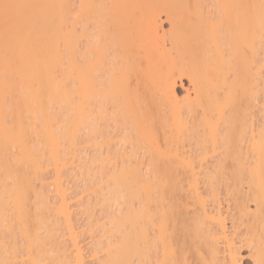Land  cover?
I'll return each mask as SVG.
<instances>
[{
    "label": "bare ground",
    "instance_id": "1",
    "mask_svg": "<svg viewBox=\"0 0 264 264\" xmlns=\"http://www.w3.org/2000/svg\"><path fill=\"white\" fill-rule=\"evenodd\" d=\"M242 250L264 264V0H0V264Z\"/></svg>",
    "mask_w": 264,
    "mask_h": 264
},
{
    "label": "rangeland",
    "instance_id": "2",
    "mask_svg": "<svg viewBox=\"0 0 264 264\" xmlns=\"http://www.w3.org/2000/svg\"><path fill=\"white\" fill-rule=\"evenodd\" d=\"M180 90H181V89H179V91H180ZM70 156H71V155H70ZM69 158H70V157H69ZM48 170H49V169H48ZM46 172H47V171H45V173H46ZM43 174H44V173H43ZM46 174H47V173H46ZM46 174L43 175L44 178H48V175L46 176ZM50 175H51V176L49 177V179H52V178H51V177H52V172H51ZM44 178H43V179H44ZM49 179H48V180H49ZM70 179H71V178H70ZM70 179H68V181H69ZM48 180H47V181H48ZM52 180H53V179H52ZM44 181H45V182H44ZM47 181H46V179H44V180H43V183L46 184ZM49 181H51V180H49ZM70 181H71V180H70ZM70 181H69V183L66 184V187H68V186L70 187V184H71ZM75 181H77V180H73L74 184L76 183ZM78 181L80 182L81 180H78ZM78 181H77V182H78ZM65 182H66V180H65ZM73 182H72V185H73V187H74L76 184L74 185ZM85 182H86V181H85ZM85 182L83 183L84 185H85ZM49 183H50V182H49ZM80 184H82V183L80 182ZM80 184H77L76 186L79 185L78 187L81 188V186H82L83 184H82V185H80ZM46 185H48L47 187H49V186H51L52 184L50 183V184H46ZM63 185H64V184H63ZM84 185H83V186H84ZM88 185H90V184H88ZM52 187H53V186H52ZM85 187H86V189L88 188L87 185H86ZM71 188H72V187H71ZM82 188H83V187H82ZM51 189H52V188H51ZM51 189H50V187L46 189V190L51 191V194H50V195H52V194L54 193V192H52ZM72 189H73V188H72ZM72 189H70V190H72ZM74 189H75V188H74ZM76 189H77V188H76ZM76 189H75V191H76ZM86 189H85V191H86ZM44 190H45V189H44ZM53 190H54V188H53ZM83 190H84V188H83ZM83 190H82V192H84ZM88 190H89V188H88ZM72 191L74 192V194H75L76 192H78V191L75 192L74 190H72ZM80 192H81V191L79 190L78 193H80ZM86 192H87V191H86ZM49 193H50V192H49ZM71 193H72V192H71ZM75 195H77V194H75ZM81 195L83 196L84 194L81 193L80 196H81ZM87 196H88V195H87ZM87 196H86V197H87ZM84 197H85V196H84ZM84 197H83V198H84ZM85 237H86V236H84V239H85ZM87 240H88V239L86 238V240H85L86 242L83 241L84 244L88 243L89 240H88V241H87ZM18 244H19V243H18ZM84 244H83V245H84ZM18 246H19V245H18ZM18 246H17V249L19 248ZM20 246H21V244H20ZM19 249H21V248H19ZM21 251H22V250H21ZM21 251H18V254H19V252H21ZM21 253H22V252H21ZM242 253H243V254H242ZM241 255H242V264H249L247 258L245 257V256H246V251H245V250H242V251H241ZM20 256H21V255H20ZM22 256H24V255L22 254ZM243 256H244V257H243ZM17 259H18V262L16 261V263H17V264H20V261L22 260V257H21V258L19 257V258H17ZM19 259H20V260H19ZM11 263H12V262H11ZM11 263H10V264H11ZM12 264H15V261H14V263H12Z\"/></svg>",
    "mask_w": 264,
    "mask_h": 264
}]
</instances>
